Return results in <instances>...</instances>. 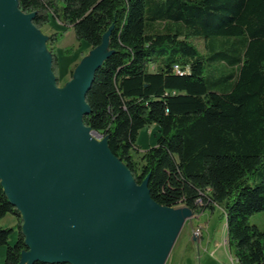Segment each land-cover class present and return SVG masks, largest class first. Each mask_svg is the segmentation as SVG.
Masks as SVG:
<instances>
[{"label": "trees", "instance_id": "1", "mask_svg": "<svg viewBox=\"0 0 264 264\" xmlns=\"http://www.w3.org/2000/svg\"><path fill=\"white\" fill-rule=\"evenodd\" d=\"M16 3L35 28L63 27L46 39L56 81V45L69 30L89 49L108 35L84 125L106 138L136 185L148 178L155 203L193 216L219 207L237 264H264V231L249 223L264 212V0ZM150 125L156 143L136 160L139 131ZM7 215L15 223L0 226V264H25L22 217L0 184V221Z\"/></svg>", "mask_w": 264, "mask_h": 264}, {"label": "water", "instance_id": "2", "mask_svg": "<svg viewBox=\"0 0 264 264\" xmlns=\"http://www.w3.org/2000/svg\"><path fill=\"white\" fill-rule=\"evenodd\" d=\"M32 17L0 0V184L22 217V262L164 264L191 210L155 203L83 123L108 35L58 90Z\"/></svg>", "mask_w": 264, "mask_h": 264}, {"label": "rangeland", "instance_id": "3", "mask_svg": "<svg viewBox=\"0 0 264 264\" xmlns=\"http://www.w3.org/2000/svg\"><path fill=\"white\" fill-rule=\"evenodd\" d=\"M63 27L52 20L38 32L48 36L52 32L60 33ZM67 49H71L66 53ZM91 49L84 41H77L72 30H69L56 45L57 57L56 88L62 90L70 81L76 66L86 57ZM157 127L150 125L139 131L137 145L139 151L135 154L138 160L140 154L155 145ZM184 207L182 205L175 209ZM15 223V219L7 215L0 221L1 227H8ZM249 223L264 231V212H259L249 218ZM16 234L9 237V245L15 242ZM6 246H0V263L4 261ZM164 264H237L233 254L229 251L226 240L225 220L221 216L219 207L212 212L205 211L187 219L173 244Z\"/></svg>", "mask_w": 264, "mask_h": 264}, {"label": "built area", "instance_id": "4", "mask_svg": "<svg viewBox=\"0 0 264 264\" xmlns=\"http://www.w3.org/2000/svg\"><path fill=\"white\" fill-rule=\"evenodd\" d=\"M174 68H175V71H176V72H179V70H178V68H177V67H174Z\"/></svg>", "mask_w": 264, "mask_h": 264}]
</instances>
